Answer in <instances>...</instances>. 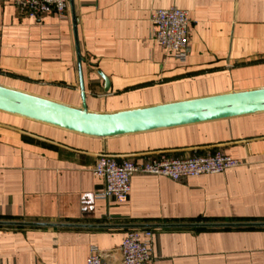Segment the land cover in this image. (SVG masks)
<instances>
[{
	"label": "crops",
	"instance_id": "obj_1",
	"mask_svg": "<svg viewBox=\"0 0 264 264\" xmlns=\"http://www.w3.org/2000/svg\"><path fill=\"white\" fill-rule=\"evenodd\" d=\"M189 13L185 61L152 39V12ZM77 18V36L74 17ZM99 112L264 87V0H74L67 17L0 0V84ZM104 74L110 82L105 90ZM222 151L243 164L174 181L135 174L125 203L97 198L98 156L139 162ZM0 221L172 224L264 221V112L88 136L0 110ZM148 264H264V227H156ZM129 229L0 225V264L121 259Z\"/></svg>",
	"mask_w": 264,
	"mask_h": 264
},
{
	"label": "water",
	"instance_id": "obj_2",
	"mask_svg": "<svg viewBox=\"0 0 264 264\" xmlns=\"http://www.w3.org/2000/svg\"><path fill=\"white\" fill-rule=\"evenodd\" d=\"M74 5V0H70ZM77 36V18L73 13ZM82 106H74L45 96L0 84V110L35 121L94 137H116L171 128L210 120L264 112V87L230 91L168 103L112 112L88 108L82 72V57L77 43ZM105 90L109 89V79ZM10 226H81L147 229L156 227H264V221L172 224H66L33 221H0Z\"/></svg>",
	"mask_w": 264,
	"mask_h": 264
},
{
	"label": "built area",
	"instance_id": "obj_3",
	"mask_svg": "<svg viewBox=\"0 0 264 264\" xmlns=\"http://www.w3.org/2000/svg\"><path fill=\"white\" fill-rule=\"evenodd\" d=\"M17 10L30 17L48 14L67 17L70 0H12ZM152 39L166 51L185 61L190 53V20L187 10L177 6L157 8L151 14ZM243 162L222 151L190 157H167L139 162L132 158L119 160L116 155L98 156L93 173L102 179L95 195L97 198L125 203L131 197L132 177L135 174L165 176L183 181L190 176L218 174L238 167ZM121 259L117 264H148L153 259L152 230L129 229L120 245ZM86 264H111L107 254L92 245Z\"/></svg>",
	"mask_w": 264,
	"mask_h": 264
}]
</instances>
